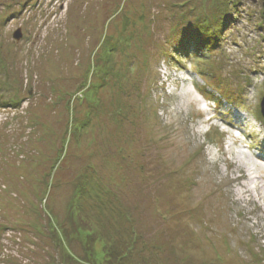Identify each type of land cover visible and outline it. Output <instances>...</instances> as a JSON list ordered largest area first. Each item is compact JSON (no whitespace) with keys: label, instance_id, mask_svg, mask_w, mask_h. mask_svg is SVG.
Wrapping results in <instances>:
<instances>
[{"label":"rangeland","instance_id":"rangeland-1","mask_svg":"<svg viewBox=\"0 0 264 264\" xmlns=\"http://www.w3.org/2000/svg\"><path fill=\"white\" fill-rule=\"evenodd\" d=\"M263 96L264 0H0V264H264Z\"/></svg>","mask_w":264,"mask_h":264},{"label":"trees","instance_id":"trees-1","mask_svg":"<svg viewBox=\"0 0 264 264\" xmlns=\"http://www.w3.org/2000/svg\"><path fill=\"white\" fill-rule=\"evenodd\" d=\"M80 191V190H79ZM106 258H107V264H116V262H117V264H121L122 263V261L121 260H119V259H116L115 258V260H118V261H114V258L113 257H111V255L110 254H107L106 253ZM118 255V254H117ZM126 256H128L129 257V254H128V249H127V251L125 252H123V254H121L119 257H120V259H125L126 258ZM124 262V261H123Z\"/></svg>","mask_w":264,"mask_h":264},{"label":"water","instance_id":"water-1","mask_svg":"<svg viewBox=\"0 0 264 264\" xmlns=\"http://www.w3.org/2000/svg\"><path fill=\"white\" fill-rule=\"evenodd\" d=\"M14 36L16 38H19L21 36V32H19V30L14 32ZM260 107H261V113H262V115L264 117V96H263V98L261 100Z\"/></svg>","mask_w":264,"mask_h":264}]
</instances>
